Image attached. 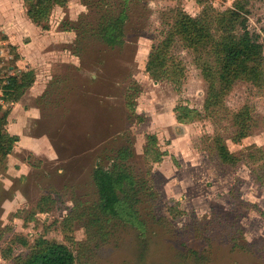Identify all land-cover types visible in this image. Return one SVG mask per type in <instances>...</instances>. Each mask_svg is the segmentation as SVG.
Here are the masks:
<instances>
[{
    "label": "rangeland",
    "instance_id": "374dc122",
    "mask_svg": "<svg viewBox=\"0 0 264 264\" xmlns=\"http://www.w3.org/2000/svg\"><path fill=\"white\" fill-rule=\"evenodd\" d=\"M27 4L0 0V13L9 6L22 24ZM130 6L128 43L121 48L66 28L97 24L110 8L103 2L68 0L52 10L49 29L27 31L25 44L32 38L38 49L23 68L37 65L48 88L36 99L26 93L15 113L32 105L41 110L19 129L34 141L35 151L15 148L0 170V264H16L42 237L66 244L77 264H264V82L237 80L223 107L207 114L208 84L180 39L172 54L185 67L181 89L146 70L177 9L207 20L216 33L215 17L239 8L264 58V0H134ZM236 28L242 31L239 22ZM8 42L0 30V86L23 70L18 47ZM179 104L200 110L202 117L178 122ZM244 111L247 137L236 141V116ZM17 123L8 130L15 131ZM148 134L157 136L167 154L159 163L145 160ZM218 136L240 159L237 166L219 159ZM122 148L130 154L124 167L137 181L133 223L99 210L93 179L97 163L122 165ZM45 196L50 200L40 211Z\"/></svg>",
    "mask_w": 264,
    "mask_h": 264
},
{
    "label": "trees",
    "instance_id": "16d2710c",
    "mask_svg": "<svg viewBox=\"0 0 264 264\" xmlns=\"http://www.w3.org/2000/svg\"><path fill=\"white\" fill-rule=\"evenodd\" d=\"M133 1L87 0L88 3L109 4L110 8L98 17L97 24L87 22V24L81 23L80 27L74 25L66 28L75 30L78 36L82 35L81 32L97 35L98 39L111 49L124 47L128 43L126 23L130 19V9H132L130 4ZM25 2L28 3L27 14L32 22L49 29L48 22L52 10L55 6L65 7L68 0H25ZM206 21L177 9L173 24L165 33V37L153 47L146 70L155 80H166L178 90L181 89L185 78V67L172 54L176 40L180 39L185 47L195 54V61L208 84L204 109L210 114L223 107L225 97L237 80L264 82V58L263 46L247 28L246 19L242 18L239 8L228 10L215 17L218 24L216 33L213 26ZM238 22L242 26L240 33L236 28ZM35 81L36 71L30 69L12 73L7 77L6 83L1 85L2 100L10 108L7 109L3 103H0V170L5 167L8 156L20 140L18 135H12L7 129L11 105L19 102ZM131 97L127 96V105L133 113L135 110ZM174 112L180 123L193 122L202 117L200 110L183 104L177 105ZM247 119H249L248 111L236 116V123L241 129L234 140L239 141L247 137L245 132ZM139 121H144V118L140 117ZM215 145L223 164L237 166L240 159L230 151L221 136L215 138ZM165 155L167 154L161 150L157 136L148 134L144 150L146 162L159 163ZM129 156L128 150L122 148L118 154L122 165L116 164L112 168H107L97 163L93 179L99 194V210L109 217L133 223L138 216L136 205L139 198L135 195L138 191L135 176L124 167V161ZM49 200L50 196L41 199L40 211H45V202ZM16 264H77V260L74 252L66 244L42 237L36 241L32 251Z\"/></svg>",
    "mask_w": 264,
    "mask_h": 264
},
{
    "label": "crops",
    "instance_id": "0c3cea01",
    "mask_svg": "<svg viewBox=\"0 0 264 264\" xmlns=\"http://www.w3.org/2000/svg\"><path fill=\"white\" fill-rule=\"evenodd\" d=\"M5 9L3 10V12L0 13V30L6 34L8 36V43H11L12 46H16L18 47V53L21 55L20 59L17 62L18 67L21 69H23L22 71H26L29 69L23 68V63L25 61L26 62V66L28 65L29 67V63H32L35 59V55H33L34 50L38 49L34 46V41L33 39L29 38L28 39V44H25V35H29V32L31 29L37 28L39 29L38 26H36V24H34L32 22V20L29 18L28 14L26 13V19L23 20L22 19V24H19V22H17V18L14 15L13 12L9 11V6H5ZM1 9V8H0ZM5 23L9 24L10 26L5 25ZM12 25H14L13 28ZM26 32V33H25ZM63 33L65 34H70L73 35L72 33H70L69 31H63ZM69 35V36H70ZM28 37V36H26ZM56 42H58V40H56ZM32 45V46H29ZM33 47V48H32ZM37 59V57H36ZM33 69L36 71V81L33 84V86L30 88V90L26 91L27 95L29 97H31V95H33V98H39L41 96H43L46 93V90L48 88V82L47 80H44V83L40 80V75L37 73V69L38 66L33 65ZM15 73V72H13ZM51 82V81H49ZM29 91L30 94H29ZM25 93V95H26ZM2 89L0 86V103L4 104V107L6 108V106L8 105L7 103L5 104L4 101L2 100ZM24 95V96H25ZM23 98V97H22ZM21 102V100L19 102L16 103H12L11 105V109H10V113L8 116V125L9 126L14 122H18L17 126H14L15 131L12 128V131L9 132L12 135H18L20 137V140L18 141V143L16 144L15 148H20V149H31L33 151H35V146L36 144L34 143V141H32L31 139H29L28 137H26V139H24L25 137H21V132H19V129L23 127L22 123L23 121L27 122V120L33 119L36 120L38 119V111H41L40 108L37 105H32L28 108H22V113H20L19 115H16L15 113H19L20 109L17 110V107L21 104H19ZM41 113V112H40ZM8 129V128H7ZM14 148V149H15ZM14 151V150H13ZM21 175V174H19Z\"/></svg>",
    "mask_w": 264,
    "mask_h": 264
}]
</instances>
